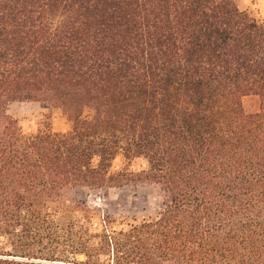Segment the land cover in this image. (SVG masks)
Segmentation results:
<instances>
[{"label": "trees", "instance_id": "16d2710c", "mask_svg": "<svg viewBox=\"0 0 264 264\" xmlns=\"http://www.w3.org/2000/svg\"><path fill=\"white\" fill-rule=\"evenodd\" d=\"M12 103L70 130L23 134ZM145 185L158 213L131 224L51 206ZM0 264H264V22L235 0H0Z\"/></svg>", "mask_w": 264, "mask_h": 264}, {"label": "rangeland", "instance_id": "374dc122", "mask_svg": "<svg viewBox=\"0 0 264 264\" xmlns=\"http://www.w3.org/2000/svg\"><path fill=\"white\" fill-rule=\"evenodd\" d=\"M240 10H245L264 22V0H235ZM245 113L253 114L259 109V100L255 96L242 99ZM14 118L23 134H32L44 130L42 127L45 117L49 118L50 129L57 133H66L70 125L62 116L61 111H50L44 103H12L6 111ZM146 168L142 159L126 161L117 157L112 164L111 173L120 171L140 172ZM85 204L90 210L92 224L99 227L100 218L109 215L116 220L115 226L131 224L147 216L155 217L159 210L160 198L152 186H142L133 190L129 187L115 189L107 197L98 193L87 192L83 189L66 190L51 205L52 209H59L65 205Z\"/></svg>", "mask_w": 264, "mask_h": 264}]
</instances>
